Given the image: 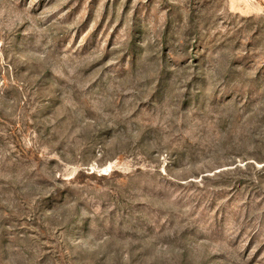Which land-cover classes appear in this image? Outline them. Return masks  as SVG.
Here are the masks:
<instances>
[{
    "label": "rangeland",
    "instance_id": "1",
    "mask_svg": "<svg viewBox=\"0 0 264 264\" xmlns=\"http://www.w3.org/2000/svg\"><path fill=\"white\" fill-rule=\"evenodd\" d=\"M0 264H264V0H0Z\"/></svg>",
    "mask_w": 264,
    "mask_h": 264
}]
</instances>
